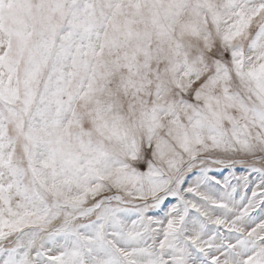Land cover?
I'll return each instance as SVG.
<instances>
[{
  "label": "snow or ice",
  "instance_id": "1",
  "mask_svg": "<svg viewBox=\"0 0 264 264\" xmlns=\"http://www.w3.org/2000/svg\"><path fill=\"white\" fill-rule=\"evenodd\" d=\"M0 264H264V0H0Z\"/></svg>",
  "mask_w": 264,
  "mask_h": 264
}]
</instances>
